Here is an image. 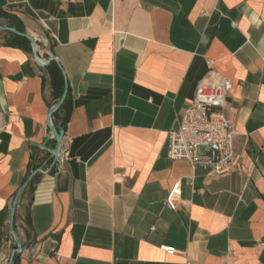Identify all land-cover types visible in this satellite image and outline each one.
<instances>
[{
  "label": "crops",
  "instance_id": "0c3cea01",
  "mask_svg": "<svg viewBox=\"0 0 264 264\" xmlns=\"http://www.w3.org/2000/svg\"><path fill=\"white\" fill-rule=\"evenodd\" d=\"M0 10L41 60L56 56L72 104L53 166L41 147L54 141L44 67L0 30V264L33 154L14 216L18 264H264V0H0ZM210 69L232 82L225 174L167 155L168 131Z\"/></svg>",
  "mask_w": 264,
  "mask_h": 264
},
{
  "label": "built area",
  "instance_id": "2783aa9c",
  "mask_svg": "<svg viewBox=\"0 0 264 264\" xmlns=\"http://www.w3.org/2000/svg\"><path fill=\"white\" fill-rule=\"evenodd\" d=\"M231 80L210 69L197 83L188 106L178 114L175 128L168 131L167 155L172 160H186L190 167L203 168L211 173H229L235 163L234 140L236 132L225 112V98L231 89ZM63 145V143H62ZM61 154L54 157L57 164L64 161ZM47 173L49 169H39ZM181 194L180 181L175 180L164 203L177 208ZM167 254L175 248L162 245Z\"/></svg>",
  "mask_w": 264,
  "mask_h": 264
},
{
  "label": "water",
  "instance_id": "95a60500",
  "mask_svg": "<svg viewBox=\"0 0 264 264\" xmlns=\"http://www.w3.org/2000/svg\"><path fill=\"white\" fill-rule=\"evenodd\" d=\"M0 30L1 31H8L10 33H13L15 35H18V36H21V37L27 39L30 43V46H31V52H32L33 59H34L35 63L38 64L39 66H45L51 60H55L56 62H58L56 56L53 53L49 54V56L46 60H41L38 57V53H37V48H38L37 41L30 34H28L26 32L18 31L14 27H11L8 25H3V24H0ZM60 67H61V71H62L63 78H64V89H63V92H62L61 96L59 97V99L52 106L49 107V110H48V113L46 116V120H45L46 126L50 130V136L54 140L55 145L53 147H48V146H46L45 142L43 144H41V147L44 149H47L52 154L53 157H56V156L61 154L62 142H63V137L65 134V130L59 126H56L52 121L53 113L60 108V106L62 105L63 101L65 100L67 92H68L67 76H66L65 71L63 70L61 65H60ZM34 174H35V171H32L26 177V179L23 181V183L17 189V191L13 197V200L11 202V206H10V210H9V214H8V220H7V229H8V232H9V235H10L12 241L14 242L15 248H13L11 250V254H10L6 264H12L13 256L15 254H20L26 248V246H23L21 244V242L19 241V239L15 233L14 216H15V211H16L18 200H19L22 192L25 190L28 183L30 182V180L34 176Z\"/></svg>",
  "mask_w": 264,
  "mask_h": 264
},
{
  "label": "trees",
  "instance_id": "16d2710c",
  "mask_svg": "<svg viewBox=\"0 0 264 264\" xmlns=\"http://www.w3.org/2000/svg\"><path fill=\"white\" fill-rule=\"evenodd\" d=\"M0 17L7 19L8 26L14 27L18 31L24 32L20 21L16 17L2 10H0ZM3 33L6 34L7 36L6 43L18 46L22 48L23 50H25L26 52L31 53V46L27 39L21 36L15 35L13 33H10L8 31H3ZM43 67H44L43 68L44 74L42 76V80L44 81V78H47L49 82V85L51 88V99H52L51 102H49V105L52 106L59 99V97L61 96L63 92L64 78H63V74H62L59 62H56L55 60H51L47 65ZM71 106H72L71 94H70V88H69V82H68V92H67L66 98L63 101L60 108L57 111H55L52 115V121L56 126H59L65 130L66 124L70 117ZM52 146H54V141H52ZM34 159H35V156L33 154L32 156L33 163L30 168L31 172L37 168V165L34 163ZM51 163H53V166L57 164V161L54 160L53 156L48 158V164H51ZM22 245L26 246L25 244H22ZM13 248H15V245H13ZM19 255L20 254H15L13 256L12 264H18Z\"/></svg>",
  "mask_w": 264,
  "mask_h": 264
},
{
  "label": "rangeland",
  "instance_id": "374dc122",
  "mask_svg": "<svg viewBox=\"0 0 264 264\" xmlns=\"http://www.w3.org/2000/svg\"><path fill=\"white\" fill-rule=\"evenodd\" d=\"M1 18V17H0ZM1 39V38H0Z\"/></svg>",
  "mask_w": 264,
  "mask_h": 264
}]
</instances>
